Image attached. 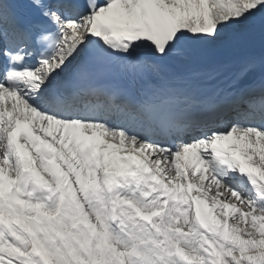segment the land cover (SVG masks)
<instances>
[{
	"label": "snow or ice",
	"instance_id": "obj_1",
	"mask_svg": "<svg viewBox=\"0 0 264 264\" xmlns=\"http://www.w3.org/2000/svg\"><path fill=\"white\" fill-rule=\"evenodd\" d=\"M0 264H264V0H0Z\"/></svg>",
	"mask_w": 264,
	"mask_h": 264
},
{
	"label": "bare ground",
	"instance_id": "obj_2",
	"mask_svg": "<svg viewBox=\"0 0 264 264\" xmlns=\"http://www.w3.org/2000/svg\"><path fill=\"white\" fill-rule=\"evenodd\" d=\"M254 55L258 53L249 49L223 55L209 72L211 82L217 84L220 79L230 81L241 77L245 64ZM243 79L247 77L239 78V80Z\"/></svg>",
	"mask_w": 264,
	"mask_h": 264
}]
</instances>
